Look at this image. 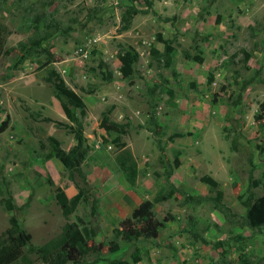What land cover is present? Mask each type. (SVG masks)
Listing matches in <instances>:
<instances>
[{
  "label": "rangeland",
  "instance_id": "374dc122",
  "mask_svg": "<svg viewBox=\"0 0 264 264\" xmlns=\"http://www.w3.org/2000/svg\"><path fill=\"white\" fill-rule=\"evenodd\" d=\"M132 4L142 10L122 30ZM146 9L144 0H0V23L10 31L5 48L40 35L52 21L67 29L44 43L55 54L50 65L26 59L13 68L15 52L0 56V127L8 120L0 129V234L14 213L35 248L59 235L67 222L94 226L98 234L92 243L119 242L117 251L106 247L81 264L132 260L134 253L141 255L140 264H243L245 259L264 264V227L253 229L246 219L251 196L264 194V0H154ZM36 14L45 16L39 28ZM166 42L174 48L169 67ZM122 48L140 55L129 80L119 71ZM185 50L204 61L187 58ZM103 62L114 71L112 80H104ZM52 67L87 106L84 135L90 151L83 168L91 191L88 202L68 217L56 188L66 191L74 183L61 161L44 160L48 136L65 149L75 142L70 130L57 124L69 120L45 80ZM112 105L111 119L130 123L121 139L138 162L135 185L111 168L117 133L109 134L101 121ZM176 150L181 164L167 180ZM205 175L219 182L221 209L213 200L216 193L201 181ZM170 183L175 195L154 205L158 218L169 219L158 237L130 242L114 236L122 219ZM7 191L15 211L5 208ZM189 195L210 198L186 202ZM24 251L33 258L30 264H45L29 246Z\"/></svg>",
  "mask_w": 264,
  "mask_h": 264
},
{
  "label": "trees",
  "instance_id": "16d2710c",
  "mask_svg": "<svg viewBox=\"0 0 264 264\" xmlns=\"http://www.w3.org/2000/svg\"><path fill=\"white\" fill-rule=\"evenodd\" d=\"M144 5L147 6L146 10H148L153 7L154 0H144ZM140 10L142 9H139L134 4L128 7L122 18V30L129 29L134 16L137 15ZM44 18L45 16L41 14H36L34 16L36 28L42 24ZM61 31L67 32V29H62L57 22L52 21V23H48V27L45 28L40 35L31 37L27 41H20L16 47L5 48L4 43L10 31L5 25L0 23V56L15 52L16 59L13 63V68H19L26 59H33L42 67L50 65L56 60L55 54L50 48L44 46V43ZM159 39L163 40L162 36H160ZM173 50L174 48L170 43L165 45L166 67L171 65V54ZM184 54L187 58H192L198 62L202 63L204 61V57L200 54L192 56L188 50H185ZM139 57V52L136 49H121L119 53V60L121 63L119 71L123 79L129 80L135 74V65ZM101 68L104 70V80H112L114 78V71L110 69L107 63H101ZM45 80L52 86L54 95L60 100L62 108L69 120V123L57 122V124L67 127L73 134L75 140L73 146L69 149H65L56 137L52 135L48 136V151L44 156L45 161L53 158L61 161L65 170L68 172L69 179L77 188V193L72 197H69L62 187L56 188L57 202L62 208L63 215L68 217L75 211L80 202H88L89 193L91 191L87 172L83 168V163L87 160L90 151V146L86 143V137L84 135V119L87 116V106L82 96L67 84L56 68L52 67L48 69ZM212 80L213 77H209V83ZM260 81L264 83V77L260 78ZM251 82L252 79L245 80L241 86V91H245ZM241 94L242 93L239 94V99L236 101V104H239L242 97ZM113 106L114 105L108 108L107 114L104 115L101 121V126L104 127L109 134H112V131L117 133L112 139V143L116 146L117 151L114 156L113 167L111 168L112 170L121 172L130 185H135L138 177V162L129 146L121 139V135L128 134L130 123L128 121L119 122L112 120L110 113L113 110ZM152 118L153 121L158 124L154 115ZM45 120L50 121L52 119L50 117H45ZM7 121L8 120L2 123L0 127L1 130H5ZM261 126L264 128V124ZM175 134L177 136L183 135V133ZM172 138L173 135L171 136V139ZM105 141H108V139L105 138ZM232 144L233 148L238 150L237 141L233 140ZM180 155L181 153L176 150L175 158L166 176L167 180L170 179L173 169L180 166ZM201 181L208 186L210 192L216 193L213 200L215 201L216 207L221 209L222 190L220 189L219 182L210 175L201 177ZM252 185L258 186L259 182L254 180ZM176 192L177 188L173 183H170L168 190L162 189L153 199L143 200L130 216L122 219L119 225L114 228V236L130 242L137 241L141 238L151 239L158 237L159 231L166 226V222L169 219L158 218L154 211V205L157 202L172 198ZM208 198L210 197L189 195L185 198V201L199 203ZM251 198L252 199L246 203V219L251 228L259 229L264 227V194L258 197L252 195ZM4 204L5 208L9 211H15L18 208L15 203V198L10 191H7V198L4 200ZM92 213L94 215L96 213L95 205L93 206ZM9 221L10 226L0 234V264H18L20 261L30 264L33 258L25 253L24 249L27 246H29V251L38 254L45 264H81L86 256H101L106 247L112 252L120 248V244L117 240H112L108 244L104 241L92 243L91 241L97 236L98 230L91 225L79 226L77 222L65 223L59 235L50 239L40 247L35 248L30 245L32 235L22 228L18 216L13 213ZM140 261L141 255L139 253H134L132 260L124 258L109 259L110 264H140ZM243 264L251 263L245 259L243 260Z\"/></svg>",
  "mask_w": 264,
  "mask_h": 264
},
{
  "label": "crops",
  "instance_id": "0c3cea01",
  "mask_svg": "<svg viewBox=\"0 0 264 264\" xmlns=\"http://www.w3.org/2000/svg\"><path fill=\"white\" fill-rule=\"evenodd\" d=\"M69 197L74 196L77 193V188L72 184L68 190L65 191Z\"/></svg>",
  "mask_w": 264,
  "mask_h": 264
}]
</instances>
